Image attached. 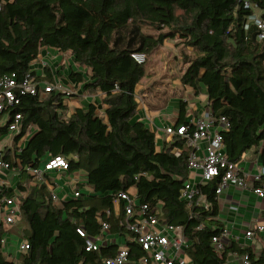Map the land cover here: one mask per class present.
<instances>
[{
	"label": "trees",
	"instance_id": "16d2710c",
	"mask_svg": "<svg viewBox=\"0 0 264 264\" xmlns=\"http://www.w3.org/2000/svg\"><path fill=\"white\" fill-rule=\"evenodd\" d=\"M245 1L264 18V0H0V76L21 79L44 49H56L72 55L78 71L71 77L87 94L102 93L105 105L103 114L93 102L68 113L65 92L17 93L18 103L0 124V141L20 114L14 146H6L11 167H20L17 190L7 191L16 196L20 219L13 227L0 220V264H103L117 245L111 252L88 251L77 230L101 237L102 223L109 222L111 233L133 237L123 227V202L119 211L116 204L122 191L159 209L163 221L183 226L191 264H226L229 253H249L252 264H264V231L258 256L233 240L221 252L215 249L213 237L225 228L217 179L199 185L208 209L189 208L182 198L190 176L187 140L174 136L158 148L155 132L132 120L139 104L136 88L146 75V61L132 55L147 57L166 40L178 39L193 52L181 83L195 96L205 93L214 118L230 122L222 132L229 160L239 163L259 147L264 140V40ZM43 73L39 78L54 81L48 66ZM182 123H188L183 100L175 125ZM51 156L68 159L66 173H84L76 185L79 197L53 200L52 177L33 181L27 167H41ZM12 234L29 244L17 259L3 251L2 240ZM128 245L132 257L143 254L134 240Z\"/></svg>",
	"mask_w": 264,
	"mask_h": 264
},
{
	"label": "built area",
	"instance_id": "2783aa9c",
	"mask_svg": "<svg viewBox=\"0 0 264 264\" xmlns=\"http://www.w3.org/2000/svg\"><path fill=\"white\" fill-rule=\"evenodd\" d=\"M245 5L254 9L253 23L258 29L259 40H264V18L261 17V12L249 1H245ZM132 56L139 63L146 61L144 53H134ZM46 66L47 63L41 59L40 64L31 65L30 72L21 79H18L15 74L0 76V114L3 117H8L11 107L18 103V92L31 95H37L39 91L47 93L52 90L65 92L69 95L74 93L68 90L58 78H55L53 82L39 78L44 76L43 72ZM33 72L34 74H32ZM21 119L20 114L15 115L10 125L11 135L19 132ZM229 127L230 122L225 116L214 118L208 102L200 115L194 116L192 120H188V123L165 127L166 135L171 139L174 136L185 138L191 148L188 157L190 176L184 182L181 190V196L186 200L189 208L193 205L209 208L206 197L199 194L201 183L217 179L218 186L215 193L218 198L229 186L240 189L248 188L249 174L241 168L240 162L229 160L225 152L222 132L228 130ZM25 141L26 139L22 141V144ZM13 146L14 141L9 147L13 148ZM259 147L261 153L264 154V140L261 141ZM244 159L245 154L242 156V160ZM67 169L68 159L64 156H51L41 167H27V171L32 174L33 181L37 183L48 182L45 175L51 177V173L56 171L66 173ZM19 170L20 167H11V163L6 159V146L0 144V220L8 225H14L20 219V207L16 196L7 194V191L11 189L3 176L9 171ZM77 173L71 175L72 184H75L73 190L72 188L71 190L63 188L58 190L59 185L53 180L54 184L50 185L53 200L63 201L81 195L82 190H77L76 185L85 179V176ZM253 181L252 192L264 200V162L257 165ZM121 202H123V227L127 232L133 233V237L120 232L111 233L109 222L102 223L103 235L101 237L90 236L83 228H78L79 234L86 239V250H108L111 252V250L114 251L112 245H117L114 253L102 258L103 264H191L187 259L188 239L182 225H173L163 221L160 218L159 209H152L146 203H139L134 194L125 191L119 193L116 203L118 211ZM106 212L109 214L110 211ZM245 225V237L249 242L244 243L241 247L255 252V246L252 243L257 241L263 233L264 221L254 222L251 220ZM131 240H134L139 250L143 251L141 256L132 257L133 253L128 245ZM232 240L230 232L225 227L221 235L213 237V244L215 249L221 252ZM2 242L5 245V238ZM28 249L29 244L25 240L20 246V250L27 251ZM238 255L229 253L226 264L231 261L230 258ZM239 257L242 259V264H252L249 253L239 255Z\"/></svg>",
	"mask_w": 264,
	"mask_h": 264
},
{
	"label": "crops",
	"instance_id": "0c3cea01",
	"mask_svg": "<svg viewBox=\"0 0 264 264\" xmlns=\"http://www.w3.org/2000/svg\"><path fill=\"white\" fill-rule=\"evenodd\" d=\"M62 54H66V53L59 52L58 50L52 48L44 49L39 54L37 60L32 65L37 66L38 64H40L41 59L43 61L45 60L47 64L49 61L55 60L54 62L55 68L50 67L49 64L47 65L50 68L51 72L52 70H54L55 72L60 74L61 77L63 76V74H67L68 76L62 78L61 80L62 83L63 84L66 83L67 85H72L76 88H79L78 92L76 93L74 92L73 94H70V98L67 99V103L69 104L70 107L68 113H71L74 107L78 105L86 106L90 102H93L98 106L99 113L103 114L105 105L102 102V99L104 95L100 92L93 95H89L86 92H84L82 85L76 83L74 78L71 77V71L73 70L78 71V64L72 60L73 62L72 64L75 63L74 66L76 65V68L71 69L72 65L70 63L69 67L63 69L61 63H65V60L63 59L64 57L62 56ZM178 83L181 86H183V91L185 92V94L181 96L180 93L179 95H174L170 93L171 95L169 99L165 97L163 98L158 95H154L152 94V92H149V90L142 91L140 95H138L140 89L143 88V85H138L136 88L137 101L139 104L133 120H139L145 122L146 125L152 131L155 132L158 148H160L165 142L170 141L171 137L166 135L165 127L175 124V121L178 118L179 105L182 100L187 102L188 120H192L194 116L198 117L202 112L203 108L206 106L207 95L205 93H200L199 95L195 96L189 86L183 85L181 83V80H178ZM78 96L80 99L77 98ZM5 137L0 141V144L3 146H9V145L11 146L13 143V139H11L12 141L3 144V142L5 141L6 138L9 137V135H7L6 138ZM260 150H261L260 147H258L256 149H253V154L248 155L245 153L246 159H244V162H247L248 165L246 166H248L250 170V172L248 173L249 174L248 188L240 189L234 186H229L224 191V193L219 197V205H220L219 217L224 222L225 227L230 232L231 238L235 242L240 244V246L246 242H249L246 240L245 237V231H246L245 223L251 220L254 222L264 221L263 219L264 200L258 198L251 190V187L254 184L253 175L256 172L257 165H261V163L264 162V158L262 157V153ZM241 168L245 172H247L245 167H241ZM60 172L59 171L52 172L50 176L56 177L57 174ZM77 172L79 173L80 171ZM16 173L18 175L16 174L17 179L15 183H17L18 179L20 178V172L16 171ZM74 173L71 174L68 173V175L70 176L69 179V183L71 184V185L69 184L70 187L75 186V184L73 185L72 184L73 182L71 181V175ZM63 174H65V172ZM9 176L10 175L8 174L7 176L4 175L3 178L5 181L8 182L10 189H14L16 191L17 190L16 184L14 185L10 182ZM62 188L68 190L65 187ZM252 244H254L255 246L256 256H258V254L260 253V249L262 248L261 240H259L258 238V240L253 242ZM18 256L19 255L17 253V256L15 258L17 259ZM8 259L10 258L8 257ZM230 259L231 261L227 264H242V259L239 257V255L236 257H232Z\"/></svg>",
	"mask_w": 264,
	"mask_h": 264
},
{
	"label": "rangeland",
	"instance_id": "374dc122",
	"mask_svg": "<svg viewBox=\"0 0 264 264\" xmlns=\"http://www.w3.org/2000/svg\"><path fill=\"white\" fill-rule=\"evenodd\" d=\"M62 56L64 57L63 59L65 60V63H61L63 69L69 67L70 63L72 65L71 69L76 68V65L74 66L76 62L72 64L73 63L72 55L66 53V54H62ZM190 56H193L192 49L185 47L184 44H182V42H179L178 39L166 40L163 45L159 46L157 49H155L151 54H149L146 57V75L139 84V85H143V88L140 89L138 95H140V93L145 90H149V92H152V94L161 96L163 98L165 97L167 99L170 98L171 94L179 95L180 93L181 96L184 95L185 92L183 91V86H181L178 83V80H180V76L187 65L185 60ZM54 62L55 60L49 61L48 62L49 66L55 68ZM51 73L53 74L54 79L57 77L59 80H62V78L68 76L67 74H63V76L61 77V75L55 72L54 70H52ZM66 88L71 92H75V93L78 92L79 90V88L67 84H66ZM77 98L80 99L79 96ZM0 119H1L0 124L3 125L6 123L7 117L4 116L3 118L1 117ZM11 139H13V137L11 134H9V137L5 139L3 144L12 141ZM246 154L248 155L253 154V149L247 151ZM242 161L240 163V166L245 167V169L247 170L246 173H249L250 170L248 166H246L248 165L247 162H244V160ZM63 173L60 172L57 174L56 177H52L53 180L57 182V184L59 185L57 189L58 190L62 189V187H65L68 190H71V188L72 190L75 189L74 186L72 187L69 186L70 176L68 175V173L65 174ZM79 173L84 175L83 172H79ZM7 174L10 175L9 176L10 182L15 185L18 174L13 171L7 172L6 176ZM17 223L12 225L11 227L15 226ZM24 241L25 240L23 237L16 236L14 234L7 235L5 238V245L3 247L5 256L12 259L17 256V253L19 255L21 252L20 246L24 243Z\"/></svg>",
	"mask_w": 264,
	"mask_h": 264
}]
</instances>
